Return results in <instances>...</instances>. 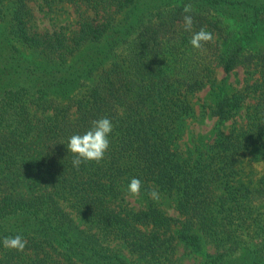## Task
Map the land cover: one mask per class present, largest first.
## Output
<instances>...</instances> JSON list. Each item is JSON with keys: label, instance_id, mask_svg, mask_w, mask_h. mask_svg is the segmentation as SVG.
Returning a JSON list of instances; mask_svg holds the SVG:
<instances>
[{"label": "trees", "instance_id": "16d2710c", "mask_svg": "<svg viewBox=\"0 0 264 264\" xmlns=\"http://www.w3.org/2000/svg\"><path fill=\"white\" fill-rule=\"evenodd\" d=\"M30 1L0 0V264H178L176 239L190 252L215 245L193 264H264V174L239 178L244 161L264 157V0H39L77 14L76 27L44 31L30 25ZM201 28L214 40L197 50ZM238 64L257 77L218 86L207 110L229 119L253 94L246 121L182 149L191 94ZM104 117L114 126L104 158L73 167L69 138ZM133 177L146 201L137 208ZM17 234L24 251L4 248Z\"/></svg>", "mask_w": 264, "mask_h": 264}, {"label": "rangeland", "instance_id": "374dc122", "mask_svg": "<svg viewBox=\"0 0 264 264\" xmlns=\"http://www.w3.org/2000/svg\"><path fill=\"white\" fill-rule=\"evenodd\" d=\"M144 1L152 2L153 0ZM30 5L33 12L30 25L33 29L44 31L58 29L63 26L66 30H69L76 27L77 14L73 5L69 3L64 4L62 8L54 10H48L39 0L30 1ZM257 75L258 73L255 70L251 73L250 70L242 64L236 65L230 72H225L221 66H217L215 69V83L217 88L212 90L209 87H204L192 93L190 96L193 102L194 112L187 119L184 132L177 139L180 147H182V149L194 148L199 136L202 137L204 141L210 142L219 130L226 132L232 127L244 124L246 121V111L248 106L257 100L255 95L252 94V96L247 97L243 105L236 110L235 114L231 118L223 121H219L216 116H213L208 112L207 104L213 102L214 91L218 89V86L227 91L243 90L246 88L247 84L253 82ZM263 174L264 157L250 163L244 161L243 170L239 173V178L248 184H254ZM158 193L160 195L159 201H156L155 199L153 200H155L161 209L168 215L174 217L181 216L175 207L176 200L174 196H168L160 190ZM126 199L134 208L143 206L146 203L145 198L141 193L138 197H132L126 193ZM259 200L258 197L252 198L251 203H253V209L255 208V210H257V206H261ZM196 231H200V229H196ZM176 244L175 255L178 264H193L200 258L204 257L206 251L213 252L215 249V245L205 239L202 243L203 248L199 252H190L180 239H176ZM121 246L120 252L122 255L128 258L134 257L133 255H130L126 247L123 245ZM160 264L166 263L164 262Z\"/></svg>", "mask_w": 264, "mask_h": 264}, {"label": "clouds", "instance_id": "9594fccd", "mask_svg": "<svg viewBox=\"0 0 264 264\" xmlns=\"http://www.w3.org/2000/svg\"><path fill=\"white\" fill-rule=\"evenodd\" d=\"M193 5L186 4L183 8V21L185 31L191 32L193 28ZM213 34L207 31L205 28H201L198 32H194L190 39V44L194 49H202L207 43L213 42ZM92 127L84 134L72 135L68 142V150L74 154L72 161L73 167L79 168L82 163L95 161L99 163L105 156V153L110 147L109 135L113 131V123L107 118H100L93 120ZM142 188V181L138 178H131L128 186L127 193L132 197H138ZM148 195L159 201L160 195L154 188L150 189ZM3 247L6 249H12L19 252H23L27 241L22 235L17 234L15 236H6L2 240Z\"/></svg>", "mask_w": 264, "mask_h": 264}]
</instances>
